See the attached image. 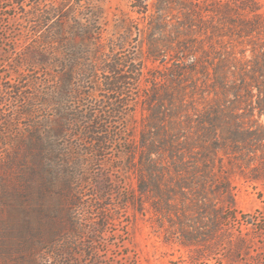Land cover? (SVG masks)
<instances>
[{"label":"rangeland","instance_id":"1","mask_svg":"<svg viewBox=\"0 0 264 264\" xmlns=\"http://www.w3.org/2000/svg\"><path fill=\"white\" fill-rule=\"evenodd\" d=\"M146 1L0 0V264H264V0Z\"/></svg>","mask_w":264,"mask_h":264},{"label":"trees","instance_id":"2","mask_svg":"<svg viewBox=\"0 0 264 264\" xmlns=\"http://www.w3.org/2000/svg\"><path fill=\"white\" fill-rule=\"evenodd\" d=\"M188 2H189L188 0H182L181 1V4H184L185 6H187ZM140 4H141L142 10H143V11H141V14L144 15V14H146L148 12L149 3H147L146 0H140ZM38 16H41V15H38ZM110 70L112 72L116 73L117 77H116V79L109 86H112L113 87L112 91H118L117 85L122 84L123 81H124V78H122L119 75V73H117L115 71L114 67H111ZM120 92H121V90H120ZM23 106H24V108L26 110L25 111V114H28V113L30 114L31 113L30 112V108H32V105L30 103H26V105H23ZM102 111H103L104 114L107 113V117L108 118H111L112 117V115L109 112H107L106 110H102ZM11 120H13V119L12 118L4 119V123H3L4 125L3 126H4L5 130H8L9 129V127L11 125V122H12ZM104 122H106V121L102 120L101 123H99V122H97V123L91 122V125L96 126V132H93L94 136H93V140H92L93 145L97 149V150L95 149L96 152L100 150L99 148L104 149L105 144L108 143V141H109V139L107 137H102V132H104V131H102V132L98 131L99 125L102 124V123H104ZM106 134H107V132H106ZM248 223H250V222H248ZM240 242L243 243L242 241H240ZM238 246L240 247L239 243H238ZM62 262H64V261H62ZM98 263L99 262L96 261L95 263H92V264H98Z\"/></svg>","mask_w":264,"mask_h":264}]
</instances>
